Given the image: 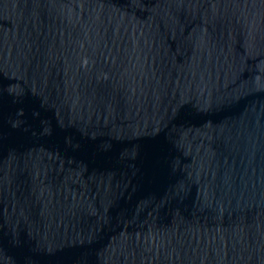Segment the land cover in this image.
<instances>
[{
  "label": "water",
  "instance_id": "95a60500",
  "mask_svg": "<svg viewBox=\"0 0 264 264\" xmlns=\"http://www.w3.org/2000/svg\"><path fill=\"white\" fill-rule=\"evenodd\" d=\"M0 264H264V0H0Z\"/></svg>",
  "mask_w": 264,
  "mask_h": 264
}]
</instances>
